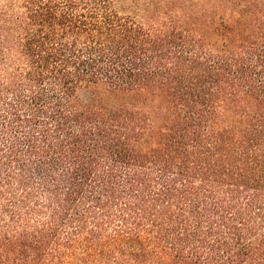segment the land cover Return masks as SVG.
I'll list each match as a JSON object with an SVG mask.
<instances>
[{
    "label": "trees",
    "instance_id": "trees-1",
    "mask_svg": "<svg viewBox=\"0 0 264 264\" xmlns=\"http://www.w3.org/2000/svg\"><path fill=\"white\" fill-rule=\"evenodd\" d=\"M0 264H264V0H0Z\"/></svg>",
    "mask_w": 264,
    "mask_h": 264
},
{
    "label": "rangeland",
    "instance_id": "rangeland-1",
    "mask_svg": "<svg viewBox=\"0 0 264 264\" xmlns=\"http://www.w3.org/2000/svg\"><path fill=\"white\" fill-rule=\"evenodd\" d=\"M160 98L150 92L113 96L107 94L102 86L80 88L76 93V100L84 106L112 107L119 104H129L145 113L152 114L160 106Z\"/></svg>",
    "mask_w": 264,
    "mask_h": 264
}]
</instances>
